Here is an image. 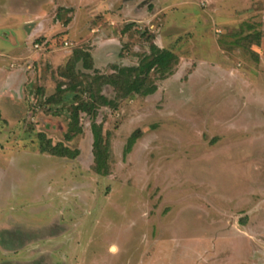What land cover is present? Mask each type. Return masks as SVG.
<instances>
[{
  "label": "rangeland",
  "instance_id": "obj_1",
  "mask_svg": "<svg viewBox=\"0 0 264 264\" xmlns=\"http://www.w3.org/2000/svg\"><path fill=\"white\" fill-rule=\"evenodd\" d=\"M31 16L24 62L0 59L28 69L0 98V264H264V0H0V50ZM156 47L175 74L100 111L111 173L97 175L90 117L68 142L70 104L46 101L95 74L69 71L75 49L111 74ZM42 134L80 156L41 153Z\"/></svg>",
  "mask_w": 264,
  "mask_h": 264
},
{
  "label": "trees",
  "instance_id": "obj_2",
  "mask_svg": "<svg viewBox=\"0 0 264 264\" xmlns=\"http://www.w3.org/2000/svg\"><path fill=\"white\" fill-rule=\"evenodd\" d=\"M69 24V22H66ZM135 23L127 25L123 32H130ZM253 28V27H248ZM138 33L146 37L148 42H153L156 39L155 35L145 32ZM253 45L260 47L263 40V33L252 35ZM243 44L240 41H235V45ZM243 46V45H242ZM252 52V51H251ZM254 52V51H253ZM258 56V53H255ZM72 68L69 71L76 70L79 63L85 71H93L95 74H82L85 81H77V75L72 73L69 77L76 80L69 85H59L57 95L47 99V105L70 104L71 123L70 131L65 135L68 142H72L76 136L83 132L80 127V114H87L92 121L91 130L93 134V170L97 175L107 177L111 173L110 159L111 146L109 134L104 132V125L97 122L99 113L103 108L118 110L120 104L134 96L150 97L159 90L158 82L165 81L175 74V68L179 62L177 56L170 50L156 47L150 54L141 56L138 65L116 67L111 74H102L94 67L93 57L90 51L83 48L75 49L71 55ZM106 88H112L115 98H109L105 93ZM43 91V90H42ZM41 92V91H40ZM87 95V98H84ZM67 104V103H66ZM2 121L0 114V122ZM3 122V121H2ZM139 132L135 133L128 141L125 150V155L132 152L135 137L139 136ZM41 145L40 152L49 154L55 158L75 160L80 156L79 150H71L63 144L53 145L52 142L46 139L45 135H40Z\"/></svg>",
  "mask_w": 264,
  "mask_h": 264
},
{
  "label": "crops",
  "instance_id": "obj_3",
  "mask_svg": "<svg viewBox=\"0 0 264 264\" xmlns=\"http://www.w3.org/2000/svg\"><path fill=\"white\" fill-rule=\"evenodd\" d=\"M42 17V16H40ZM31 19L26 21V24H29L30 27L35 26L28 34L26 38H21L19 40H17V42L15 41L14 43V47L7 51L6 49H2L0 50V59H10V60H20L21 62H24L23 57H26V54L22 55L20 54L21 50L22 52L24 51V49H26V43L27 41L30 39V37H33L35 35V33L37 32V23H36V16H34L32 18V16L30 17ZM23 26H25V24H23ZM11 33H3L4 37L9 38L11 37L10 35ZM11 66L13 68H8L9 67V63H3L0 62V98L1 96L4 94V98H9L10 95H12V93L15 92H19L21 90V87H23L25 80L27 78L26 75V67L23 64V67L20 68H14L13 64H11ZM29 68V67H28ZM10 69V70H9ZM215 69V68H214ZM18 93V94H19ZM10 99V98H9Z\"/></svg>",
  "mask_w": 264,
  "mask_h": 264
}]
</instances>
